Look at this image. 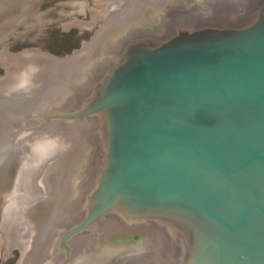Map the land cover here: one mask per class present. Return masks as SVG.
Returning <instances> with one entry per match:
<instances>
[{"label":"water","instance_id":"1","mask_svg":"<svg viewBox=\"0 0 264 264\" xmlns=\"http://www.w3.org/2000/svg\"><path fill=\"white\" fill-rule=\"evenodd\" d=\"M27 1L0 0V29ZM33 59L62 77L0 93V162L65 131L96 150L19 264H75L132 223L176 264H264V0H131L79 51Z\"/></svg>","mask_w":264,"mask_h":264},{"label":"rangeland","instance_id":"2","mask_svg":"<svg viewBox=\"0 0 264 264\" xmlns=\"http://www.w3.org/2000/svg\"><path fill=\"white\" fill-rule=\"evenodd\" d=\"M130 1H27L20 14L0 29V93L57 87L60 69L35 61L33 54L64 58L79 51ZM22 72L29 79L24 89L17 87ZM95 150L93 139L84 132L65 131L37 139L16 157L0 162V264H19L37 249L81 189ZM120 251L128 253L116 257ZM75 264L176 263L169 257L163 229L132 223L106 231Z\"/></svg>","mask_w":264,"mask_h":264},{"label":"clouds","instance_id":"3","mask_svg":"<svg viewBox=\"0 0 264 264\" xmlns=\"http://www.w3.org/2000/svg\"><path fill=\"white\" fill-rule=\"evenodd\" d=\"M28 71H31L34 73V72L38 71V69L30 68ZM28 85H29V79L27 78V72H22L21 73V79H20V82L17 85V87L20 89H24V88L28 87Z\"/></svg>","mask_w":264,"mask_h":264}]
</instances>
